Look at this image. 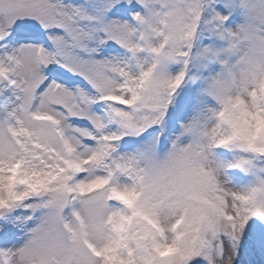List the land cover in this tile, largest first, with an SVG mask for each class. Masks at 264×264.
<instances>
[{
	"label": "snow or ice",
	"instance_id": "6c2138e0",
	"mask_svg": "<svg viewBox=\"0 0 264 264\" xmlns=\"http://www.w3.org/2000/svg\"><path fill=\"white\" fill-rule=\"evenodd\" d=\"M0 264H264V0H0Z\"/></svg>",
	"mask_w": 264,
	"mask_h": 264
}]
</instances>
